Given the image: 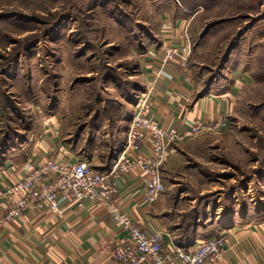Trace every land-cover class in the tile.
<instances>
[{
    "label": "rangeland",
    "instance_id": "374dc122",
    "mask_svg": "<svg viewBox=\"0 0 264 264\" xmlns=\"http://www.w3.org/2000/svg\"><path fill=\"white\" fill-rule=\"evenodd\" d=\"M174 12L197 75L246 80L227 128L177 142L168 177L195 199L182 219L206 220V206L263 217L264 0H0V163L46 137L85 158L117 155L143 92L138 49Z\"/></svg>",
    "mask_w": 264,
    "mask_h": 264
},
{
    "label": "crops",
    "instance_id": "0c3cea01",
    "mask_svg": "<svg viewBox=\"0 0 264 264\" xmlns=\"http://www.w3.org/2000/svg\"><path fill=\"white\" fill-rule=\"evenodd\" d=\"M196 7L199 5L180 9L185 13L195 10L197 13ZM176 14L164 19L161 29L144 50L138 49L148 115L161 126L174 128L179 133L186 132L197 121L218 124L216 130L222 131L227 128L237 95L246 80L243 73L237 71L231 77L224 73L210 79L197 75L191 65L190 40L185 27L188 22L176 18ZM167 48L177 52L165 62ZM187 139L189 137L184 140ZM124 145L117 155L104 160L94 153L85 158L84 151L76 152L67 142L46 137L28 147L31 152L24 154L23 161L11 159L6 162L3 159L0 186L8 187L20 180L36 163V157L43 161L49 155L58 161H81L95 170H109ZM150 148L151 142L147 139L138 153L148 155ZM176 149L177 143L170 148L169 160L161 169L164 193L150 205L144 199L145 177L142 173H124L117 181L115 202L118 207L140 225L163 233L165 243L176 245L189 239L192 245L199 239L225 236V252L217 264H264V216L258 218L259 214H256V219L250 220L243 214L216 216L206 206V220H201L196 212L189 223L184 222L183 205L194 209L195 199L183 191L173 190L181 183L168 177ZM58 205V212L48 209L28 211L10 223L0 224V264H118L102 250L109 244L123 242L126 234L105 211L88 201L81 206L68 205L63 197L58 198ZM4 212L0 205V220Z\"/></svg>",
    "mask_w": 264,
    "mask_h": 264
},
{
    "label": "built area",
    "instance_id": "2783aa9c",
    "mask_svg": "<svg viewBox=\"0 0 264 264\" xmlns=\"http://www.w3.org/2000/svg\"><path fill=\"white\" fill-rule=\"evenodd\" d=\"M176 52L174 48L165 49L164 61L168 62ZM218 126L197 121L184 133L165 128L149 117L148 98L143 91L137 97L126 144L109 170H95L81 161H58L49 155L31 165L20 180L8 187L0 186V205L5 210L0 224L10 223L28 211L58 212L59 197L68 205L81 206L88 201L105 211L126 234L123 242L109 244L102 250L118 264H217L225 252V236L199 239L187 248L165 243L163 233L140 225L124 213L116 204L115 196L118 179L124 173L139 171L145 177L144 199L153 204L165 191L161 169L170 147L187 137L216 130ZM147 139L151 142L149 154L138 153Z\"/></svg>",
    "mask_w": 264,
    "mask_h": 264
},
{
    "label": "trees",
    "instance_id": "16d2710c",
    "mask_svg": "<svg viewBox=\"0 0 264 264\" xmlns=\"http://www.w3.org/2000/svg\"><path fill=\"white\" fill-rule=\"evenodd\" d=\"M131 118H132V117H131ZM5 144H6V146H7V144L10 145L11 143L6 142ZM4 150H5V149H4ZM1 154H3L2 149L0 150V155H1ZM2 162H3V161H2ZM176 245L179 246V247H182V248H187V247L190 246V242H189V239H184L183 241H180V242L177 243Z\"/></svg>",
    "mask_w": 264,
    "mask_h": 264
}]
</instances>
